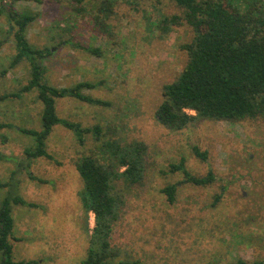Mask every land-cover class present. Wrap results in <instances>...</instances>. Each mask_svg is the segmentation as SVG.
Instances as JSON below:
<instances>
[{
    "label": "rangeland",
    "instance_id": "374dc122",
    "mask_svg": "<svg viewBox=\"0 0 264 264\" xmlns=\"http://www.w3.org/2000/svg\"><path fill=\"white\" fill-rule=\"evenodd\" d=\"M14 3L16 11L37 14L26 38L36 48L52 54L42 60L47 81L69 87L80 81L96 84L86 93L109 103L101 107L74 99L59 100V117L83 127L98 125L103 139L123 143L141 141L147 146L146 173L141 184L125 192L124 205L113 227L111 245L119 260L141 264H250L264 260V125L259 121L230 123L202 120L171 131L156 120L162 86L171 83L185 65L180 45L190 40L185 26H173L164 35L156 22L178 14L170 0H117L107 20L109 34L90 15L96 0H86L90 15H71L68 0ZM9 2H5L8 7ZM13 28L0 13V182L16 176L15 193L36 208L12 206L11 240L15 261L37 264H81L86 256L93 215L85 221L80 203L83 184L75 168L77 158L97 154L92 135L79 145L73 133L55 126L46 140L53 158L28 164L24 149L31 140L20 128L39 129L41 104L36 91L13 97L28 79L22 61L9 64L16 54ZM70 40V44H62ZM100 51L99 57L86 49ZM206 153L201 161L192 153ZM185 161L193 175L212 171L215 181L205 187L183 183L180 172L168 167ZM27 173L46 183L28 178ZM176 185L168 203L162 189ZM9 188L0 189V201ZM216 195H219L216 201ZM216 201V202H215Z\"/></svg>",
    "mask_w": 264,
    "mask_h": 264
},
{
    "label": "trees",
    "instance_id": "16d2710c",
    "mask_svg": "<svg viewBox=\"0 0 264 264\" xmlns=\"http://www.w3.org/2000/svg\"><path fill=\"white\" fill-rule=\"evenodd\" d=\"M170 1L179 13L163 16L155 27L166 35L173 26H185L191 31V38L180 45L187 56L184 67L171 83L162 86L161 101L154 113L158 123L171 131H180L202 120L230 123L249 120L264 125V0ZM5 2H9L8 7L4 6ZM18 2L42 4L43 1L0 0V13L5 14L13 28L16 50L9 68L22 61H26L29 68L26 84L12 96L20 97L34 90L41 104L40 128L22 127L19 130L31 140L30 146L24 149V160L27 164L38 158L53 161L46 151V140L55 126L71 131L79 145H83L87 135H92L93 140L99 142L98 153L82 155L75 161L83 184L80 203L85 221L88 214L93 215L91 230L85 225L89 245L81 264H141L138 260L117 261L119 253L111 245V236L124 205L125 192L144 180L147 146L141 141L123 143L112 138L103 139L100 126L83 127L78 122L59 117L56 110L59 100L74 99L101 107H107L109 103L86 93L96 87L91 82L80 81L69 87H57L47 81L46 68L41 61L48 58L53 50L29 44L26 30L37 14L27 10L16 11L13 4ZM67 2L71 15L84 17L91 14L86 0ZM117 2L96 0V14L90 15L106 34H109L107 20ZM69 41L62 44H70ZM86 50L94 56L100 55L99 50ZM192 153L201 161L206 160V153L198 148L193 147ZM2 159L16 163L15 157L0 155ZM22 162L17 163V169L11 173L8 181L0 182V189L9 188L0 201V264H37L34 260L15 261L11 244L14 239L12 206L37 207L14 191L18 185L16 176L26 167ZM168 172H180L183 183L198 187L208 186L216 179L212 171L204 176L191 174L185 167L184 159L169 165ZM27 176L39 183H46L32 174L27 173ZM162 193L168 203H173L176 185L166 186ZM218 197L216 195V201ZM250 264H264V260Z\"/></svg>",
    "mask_w": 264,
    "mask_h": 264
}]
</instances>
